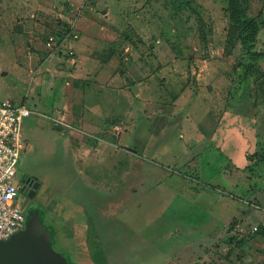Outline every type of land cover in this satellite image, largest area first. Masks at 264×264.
<instances>
[{
    "label": "rangeland",
    "instance_id": "rangeland-1",
    "mask_svg": "<svg viewBox=\"0 0 264 264\" xmlns=\"http://www.w3.org/2000/svg\"><path fill=\"white\" fill-rule=\"evenodd\" d=\"M247 15L261 25L253 49L260 59L228 34L227 0H0V100L28 94L30 74L17 65L46 55L49 41L64 55L95 48L100 64L90 79L114 99L121 93L101 132L109 146L98 172L103 186L122 182L128 164L134 177L144 170L152 176L139 194L128 186L104 189L93 205L49 128L52 114L43 113L51 112L32 115L40 128L26 136L17 176L42 185L38 211L24 213L22 231L33 226L49 235V253L69 264L72 256L83 261L67 250L80 240L76 215L87 228L98 224L106 264H264V233H251L264 218V0H249ZM73 21L78 39H55ZM111 73L117 79L108 85ZM79 105L78 98L77 111ZM68 196L76 203L72 222ZM80 207L98 208V222ZM59 229H74L75 237L65 234V241Z\"/></svg>",
    "mask_w": 264,
    "mask_h": 264
},
{
    "label": "crops",
    "instance_id": "crops-1",
    "mask_svg": "<svg viewBox=\"0 0 264 264\" xmlns=\"http://www.w3.org/2000/svg\"><path fill=\"white\" fill-rule=\"evenodd\" d=\"M74 24L75 22L73 21L69 26V36H65L60 42L66 41L69 37H72L75 40L78 39V34L72 32ZM98 29L103 31V29ZM46 46H52V50L46 55H28L26 61L19 62L17 65L18 68L24 70L25 75L30 74L29 84L31 85L29 92H27L28 94H25L22 98L19 95L15 96L17 97L18 102L11 100L7 101H10L16 105L25 106L33 112L32 115H37L42 112H51L43 113L52 114L45 117L47 118L46 121L49 124V128L52 132H55L54 136L55 140L58 142V146L63 148L64 153L67 154L65 157L67 158V167L72 171V173H74L75 179H78L76 184L77 187H79L78 189L80 194H83L86 200L93 205H98L102 202L104 189L112 190L113 188L116 189L119 186H128V191L130 190L129 193L131 194H139V192L146 190V182L148 179H151L152 176L150 173H146L144 170L143 172H139L140 175L137 176L138 178L134 177L136 172L131 170L132 167L129 164L128 170L123 172L120 177L118 174V177L123 180L122 182L118 181L119 184L118 182H111V185L108 184L106 187H104L103 177L98 173L103 159V151L105 147H109L104 145L101 133L104 128L107 130L109 125L105 124V127L103 125L104 123H108V120L111 117L115 116L114 110H112L111 106H114L117 103L118 98L121 96V93H118L114 99L113 93L104 92L102 85H100L96 79H90L91 71L99 67L100 64L98 63V61H100L98 52L95 50V48L90 47V49L87 46V48L84 49L71 48V50L64 55L59 48L60 46H54L52 41H49ZM77 52H81L83 55L78 56L76 59L75 57ZM68 54L69 56L67 57ZM113 56L114 55L109 56L108 59L104 61H112ZM63 57L65 60L64 62L69 66L68 71L65 64L63 63ZM52 58L53 61L50 62ZM101 62L103 63V61ZM109 62L107 63L109 64L108 66H110ZM95 78L98 79L97 75H95ZM116 79L117 78L114 77L113 73H111L107 84H112ZM32 82L35 85L34 93H32L34 94L33 97L30 96L33 89ZM77 87L80 92L76 94L75 92L78 91ZM124 92V97H128L129 95L126 93V91ZM78 98L80 99V109L77 111L75 108V103ZM32 115L26 118L22 124L21 136L23 142H25V148L26 145H28L25 140L26 136L33 133L35 126L36 129L40 128L39 120L32 118ZM114 129L116 128L113 127V130ZM134 159L135 158L132 159V163H135ZM33 178L39 182L41 187L42 184L40 180L37 177ZM137 179L140 180V182L138 183L139 190L136 193V190H134L133 186ZM153 179L155 178L153 177ZM159 179L157 182H159ZM72 185L73 184H69V187H72ZM64 200V206L67 208V211L70 212L67 219L72 222L73 215H75L72 213V208L73 206L76 207V203L70 196ZM86 200L84 199V202ZM55 202L58 201L56 200ZM80 208L83 212H90L92 214V216L90 214L89 216L91 217L90 219L92 220L93 224L98 222L95 217V212H98V208ZM75 218L76 219L74 220L73 225L78 227H75L79 231L76 232V234L78 233L77 237H75V233H73L71 236L72 233L70 232H75L74 229H63V231L59 229L58 233L65 241V237L63 238V235L65 234H67V238H80V240L76 241V247L73 246V244H75L73 241L72 249L71 246L67 244V250L70 252L74 251L73 255L75 259L77 256H79V258L83 260L82 262L79 261L77 264H93L89 251L86 249L88 251V254L86 255L84 249L89 238L87 222L84 220V218H81L77 215ZM263 225L264 218L260 223L256 224V231H251V233L257 232L259 227ZM71 226L72 225L70 224L69 227ZM93 228L98 235V224L95 223ZM82 242H84V246H82ZM68 243L71 244L70 241ZM248 243L249 241L246 242L245 245ZM103 251L104 253H108L105 248H103ZM210 253L211 252L207 253L209 258L212 257ZM211 254L214 255L213 257L216 256L213 252ZM84 257H86V259ZM230 257L232 256L228 250L222 256L223 259L227 260V263L230 260ZM71 259L70 264H75L76 261H73V256Z\"/></svg>",
    "mask_w": 264,
    "mask_h": 264
},
{
    "label": "built area",
    "instance_id": "built-area-1",
    "mask_svg": "<svg viewBox=\"0 0 264 264\" xmlns=\"http://www.w3.org/2000/svg\"><path fill=\"white\" fill-rule=\"evenodd\" d=\"M32 114L23 105L0 100V241L9 240L25 225L15 176L20 153L25 149L22 124ZM256 229L254 226L252 231Z\"/></svg>",
    "mask_w": 264,
    "mask_h": 264
},
{
    "label": "trees",
    "instance_id": "trees-1",
    "mask_svg": "<svg viewBox=\"0 0 264 264\" xmlns=\"http://www.w3.org/2000/svg\"><path fill=\"white\" fill-rule=\"evenodd\" d=\"M173 3H176L174 1ZM249 0H227V12L229 16L228 34L235 36V43L238 42L245 53L251 54L255 59H260L261 54L254 52V47L257 41V35L260 30V23L258 20L247 15ZM70 33V28L62 34H58L55 39L62 41L64 37ZM250 69V68H249ZM258 231L264 233V225L260 226ZM90 244L89 253L93 264H106L104 251L99 244V238L93 226L88 228Z\"/></svg>",
    "mask_w": 264,
    "mask_h": 264
},
{
    "label": "water",
    "instance_id": "water-1",
    "mask_svg": "<svg viewBox=\"0 0 264 264\" xmlns=\"http://www.w3.org/2000/svg\"><path fill=\"white\" fill-rule=\"evenodd\" d=\"M35 182L34 189H38ZM31 230L20 231L9 240L0 241V264H69L65 258L58 259L49 253L51 237Z\"/></svg>",
    "mask_w": 264,
    "mask_h": 264
},
{
    "label": "flooded vegetation",
    "instance_id": "flooded-vegetation-1",
    "mask_svg": "<svg viewBox=\"0 0 264 264\" xmlns=\"http://www.w3.org/2000/svg\"><path fill=\"white\" fill-rule=\"evenodd\" d=\"M36 181L37 180L30 175L18 177L16 172L15 182L18 188L17 197L21 200L22 210L24 213H27L31 208L34 209V211H38L36 203L39 199L37 193L40 186L38 189L33 188Z\"/></svg>",
    "mask_w": 264,
    "mask_h": 264
}]
</instances>
